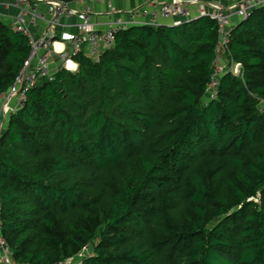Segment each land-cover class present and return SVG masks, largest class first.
Wrapping results in <instances>:
<instances>
[{
    "label": "trees",
    "instance_id": "1",
    "mask_svg": "<svg viewBox=\"0 0 264 264\" xmlns=\"http://www.w3.org/2000/svg\"><path fill=\"white\" fill-rule=\"evenodd\" d=\"M229 36L243 74L224 71L215 97L207 15L120 28L27 90L0 137L17 262L264 264V5ZM30 46L0 17V94Z\"/></svg>",
    "mask_w": 264,
    "mask_h": 264
},
{
    "label": "built area",
    "instance_id": "2",
    "mask_svg": "<svg viewBox=\"0 0 264 264\" xmlns=\"http://www.w3.org/2000/svg\"><path fill=\"white\" fill-rule=\"evenodd\" d=\"M84 2L8 0L2 3L17 10L9 22L10 26L28 36L31 48L13 83L0 94V137L11 113L22 106L27 90L35 86L42 77L52 78L54 69L51 68V63L57 54L62 61L61 64L71 69L69 62L72 61L74 54L84 50L88 55L97 58L104 48L113 44L116 31L131 24H161L167 19L191 20L203 15L212 17L218 26L219 39L216 45L215 72L206 94L215 97L219 77L224 71L230 70L236 75L243 74L242 63L229 62L225 54L232 27L254 8L264 5V0H147L143 5L131 9L126 20L117 17L106 28L101 29L92 18L90 6ZM108 3L112 7L111 0H108ZM72 17H75V20L70 21ZM60 40L68 41L69 49L58 50L56 44ZM0 262L30 264L17 262L1 235ZM56 264H81V260H66Z\"/></svg>",
    "mask_w": 264,
    "mask_h": 264
},
{
    "label": "crops",
    "instance_id": "3",
    "mask_svg": "<svg viewBox=\"0 0 264 264\" xmlns=\"http://www.w3.org/2000/svg\"><path fill=\"white\" fill-rule=\"evenodd\" d=\"M7 1L8 0H0V17L10 22L13 19V16L16 14L17 10L14 7L5 6L2 4ZM146 1L147 0H111L112 7L109 5L108 0H86L84 3L90 6L93 13L92 18L95 22H97L98 27L104 29L108 26L110 22L114 21L117 17H121L122 19L126 20L128 18V13L131 9L143 5ZM73 20H75V17H72L70 19V21ZM184 20L185 19L183 18L180 20L167 19L163 23L173 24L179 23ZM71 30H74V28H71ZM56 45L58 50H67L70 47L69 42L66 40H60L57 42ZM59 58L60 57L57 54L53 61V64H57V67L61 64L59 62ZM71 62H73V68L71 69H77V63L73 60ZM0 264L2 263L0 262Z\"/></svg>",
    "mask_w": 264,
    "mask_h": 264
},
{
    "label": "rangeland",
    "instance_id": "4",
    "mask_svg": "<svg viewBox=\"0 0 264 264\" xmlns=\"http://www.w3.org/2000/svg\"><path fill=\"white\" fill-rule=\"evenodd\" d=\"M81 1L84 2V1H86V0H81ZM3 19H4V18H3ZM4 20H6V19H4ZM6 21H7V20H6ZM53 61H54V60H53ZM59 62L62 63V61H61L60 58H59ZM51 64H52V65H51V68H52V69H55V68L57 67V64L54 65L53 62H52ZM260 109H261L262 111H264V103H263V102L260 103ZM8 123H9V122H8ZM7 127H8V124L5 123V130H4V131H6ZM3 133H4V132H3ZM3 133H2V134H3ZM1 136H2V135H1Z\"/></svg>",
    "mask_w": 264,
    "mask_h": 264
},
{
    "label": "bare ground",
    "instance_id": "5",
    "mask_svg": "<svg viewBox=\"0 0 264 264\" xmlns=\"http://www.w3.org/2000/svg\"><path fill=\"white\" fill-rule=\"evenodd\" d=\"M69 66H70V68H73V62H69Z\"/></svg>",
    "mask_w": 264,
    "mask_h": 264
}]
</instances>
